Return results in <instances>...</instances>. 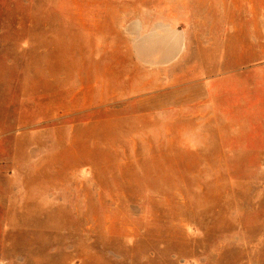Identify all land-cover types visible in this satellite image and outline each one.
<instances>
[{
	"label": "rangeland",
	"instance_id": "374dc122",
	"mask_svg": "<svg viewBox=\"0 0 264 264\" xmlns=\"http://www.w3.org/2000/svg\"><path fill=\"white\" fill-rule=\"evenodd\" d=\"M197 1L0 0V264H264V49Z\"/></svg>",
	"mask_w": 264,
	"mask_h": 264
},
{
	"label": "crops",
	"instance_id": "0c3cea01",
	"mask_svg": "<svg viewBox=\"0 0 264 264\" xmlns=\"http://www.w3.org/2000/svg\"><path fill=\"white\" fill-rule=\"evenodd\" d=\"M198 2L200 1L195 3L193 15H197V11L205 9V7L212 11L217 9L219 10L225 33L235 34L236 38L239 35L249 34L251 35V48L264 49V47L261 48L256 45L260 41L259 37L264 34V0H215L211 4L207 3V6H203ZM190 8L189 6V11L192 10ZM241 55H244V53ZM257 55L260 54L257 53Z\"/></svg>",
	"mask_w": 264,
	"mask_h": 264
}]
</instances>
